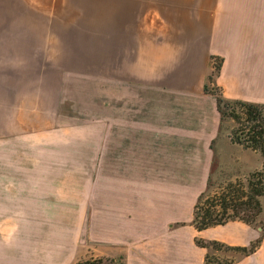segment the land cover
Returning a JSON list of instances; mask_svg holds the SVG:
<instances>
[{"label": "crops", "instance_id": "crops-1", "mask_svg": "<svg viewBox=\"0 0 264 264\" xmlns=\"http://www.w3.org/2000/svg\"><path fill=\"white\" fill-rule=\"evenodd\" d=\"M214 57L223 61L212 85L264 103V0H0V140L30 127L60 137L67 77H99L102 96L85 128L69 132L84 135L85 150L99 141V214L56 225L24 264H206L211 250L197 238L248 246L260 237L238 220L183 224L222 134L205 90ZM233 264H264V237Z\"/></svg>", "mask_w": 264, "mask_h": 264}, {"label": "rangeland", "instance_id": "rangeland-1", "mask_svg": "<svg viewBox=\"0 0 264 264\" xmlns=\"http://www.w3.org/2000/svg\"><path fill=\"white\" fill-rule=\"evenodd\" d=\"M219 62L220 58L214 57L212 69ZM209 88H214L210 82ZM101 100L99 77H67L62 81V102L58 109L62 125L55 124L60 129V137H53L45 129L30 127L22 135L0 140V264L36 262L40 257L36 250L51 238L56 225L69 222L68 218L78 222L80 218L94 219L99 214L103 186L100 149L91 150L99 147V141L85 150L84 135L70 133L85 128L86 120L99 112ZM236 126V121L226 116L207 185L194 199H189L190 210L200 196L212 195L237 178L247 182L250 173L263 166L260 153L228 139ZM71 137L75 140L67 143ZM225 140L229 145L219 150L218 144H227ZM262 202L264 206V196ZM85 209H91V213L85 215ZM183 224L195 227L192 218ZM254 227L262 233L260 225ZM209 248L211 264L229 261L233 264L242 255H249L226 246Z\"/></svg>", "mask_w": 264, "mask_h": 264}, {"label": "trees", "instance_id": "trees-1", "mask_svg": "<svg viewBox=\"0 0 264 264\" xmlns=\"http://www.w3.org/2000/svg\"><path fill=\"white\" fill-rule=\"evenodd\" d=\"M218 58V57H216ZM222 59L212 69L205 85L206 92L217 97L218 109L221 113L222 125L229 116L233 118L237 126L230 134L233 143L241 145L244 149H250L260 153L263 157V166L250 173L247 182L240 178L229 181L220 190L212 195L200 196L193 209V224L198 230L207 229L217 225H224L230 221H243L251 225H260L262 233L258 239L249 246H229L219 241L206 242L198 239L196 242L203 247L214 246L251 254L260 246L264 237V221L262 219L264 195V103H253L243 100H233L224 96L219 86L209 88V82L213 83L219 74ZM117 264L113 259L90 258L78 261L76 264ZM232 261L223 264H231ZM206 264L209 255L206 256ZM221 264V263H218Z\"/></svg>", "mask_w": 264, "mask_h": 264}]
</instances>
